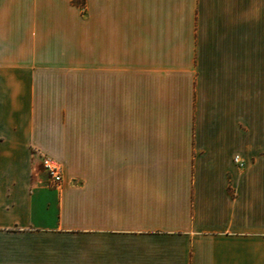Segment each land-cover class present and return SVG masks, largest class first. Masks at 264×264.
<instances>
[{
  "label": "crops",
  "instance_id": "1",
  "mask_svg": "<svg viewBox=\"0 0 264 264\" xmlns=\"http://www.w3.org/2000/svg\"><path fill=\"white\" fill-rule=\"evenodd\" d=\"M85 3L0 0V264H264V0Z\"/></svg>",
  "mask_w": 264,
  "mask_h": 264
},
{
  "label": "rangeland",
  "instance_id": "2",
  "mask_svg": "<svg viewBox=\"0 0 264 264\" xmlns=\"http://www.w3.org/2000/svg\"><path fill=\"white\" fill-rule=\"evenodd\" d=\"M75 4L82 10L84 17H89V4L85 3V0H74ZM82 83L76 85L77 98L62 100V103L68 104L72 108L75 107V111H64L67 115L68 122L73 124L89 125L90 124V85H89V71L84 70L82 73ZM74 88L72 89V91ZM71 96V94H70Z\"/></svg>",
  "mask_w": 264,
  "mask_h": 264
},
{
  "label": "built area",
  "instance_id": "3",
  "mask_svg": "<svg viewBox=\"0 0 264 264\" xmlns=\"http://www.w3.org/2000/svg\"><path fill=\"white\" fill-rule=\"evenodd\" d=\"M42 159V167L44 171L48 174L51 182L55 185H60L63 182V171L62 166L57 158L46 153H40ZM234 160L240 165L244 166L245 161L236 155Z\"/></svg>",
  "mask_w": 264,
  "mask_h": 264
}]
</instances>
